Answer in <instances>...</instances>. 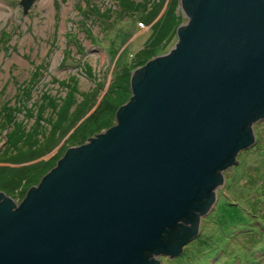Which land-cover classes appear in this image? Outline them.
<instances>
[{"label":"water","instance_id":"obj_1","mask_svg":"<svg viewBox=\"0 0 264 264\" xmlns=\"http://www.w3.org/2000/svg\"><path fill=\"white\" fill-rule=\"evenodd\" d=\"M180 6L177 42L134 69L116 123L19 202L0 191V264H161L197 234L264 117V0Z\"/></svg>","mask_w":264,"mask_h":264},{"label":"rangeland","instance_id":"obj_2","mask_svg":"<svg viewBox=\"0 0 264 264\" xmlns=\"http://www.w3.org/2000/svg\"><path fill=\"white\" fill-rule=\"evenodd\" d=\"M180 0H0V186L16 202L66 149L116 123L134 69L170 50ZM4 117L2 120L1 118ZM10 118L9 120H7ZM197 234L161 264H264V117ZM46 170L38 181L32 171ZM14 175L25 177L13 188ZM0 191L4 192V190Z\"/></svg>","mask_w":264,"mask_h":264},{"label":"trees","instance_id":"obj_3","mask_svg":"<svg viewBox=\"0 0 264 264\" xmlns=\"http://www.w3.org/2000/svg\"><path fill=\"white\" fill-rule=\"evenodd\" d=\"M0 114H2V111L0 112ZM2 120L4 119V117H2L1 118ZM10 118H8L7 120H9ZM1 166V165H0ZM46 170H39V171H37V170H35V171H32L29 175H31V177H32V179H30V181H32L33 182V180L35 181L36 180V182L38 181V177H40L41 176V174L42 173H44ZM25 177H23L22 178V176L21 175H14L13 177H12V180H10L12 183H14V182H16L15 184H13V188H16L17 186H19V184L21 183V181L24 179ZM5 187H3V186H0V189L1 190H4V193L6 194H8V193H10V194H13L12 192H9L8 190H6V189H4ZM27 192V191H26ZM25 194L26 193H24V196H25Z\"/></svg>","mask_w":264,"mask_h":264},{"label":"flooded vegetation","instance_id":"obj_4","mask_svg":"<svg viewBox=\"0 0 264 264\" xmlns=\"http://www.w3.org/2000/svg\"><path fill=\"white\" fill-rule=\"evenodd\" d=\"M183 12V11H182ZM184 13V12H183ZM187 18V17H186Z\"/></svg>","mask_w":264,"mask_h":264}]
</instances>
